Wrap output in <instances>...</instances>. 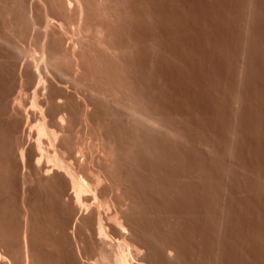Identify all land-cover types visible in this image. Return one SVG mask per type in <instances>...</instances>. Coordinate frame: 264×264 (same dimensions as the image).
Returning a JSON list of instances; mask_svg holds the SVG:
<instances>
[{
	"label": "rangeland",
	"instance_id": "obj_1",
	"mask_svg": "<svg viewBox=\"0 0 264 264\" xmlns=\"http://www.w3.org/2000/svg\"><path fill=\"white\" fill-rule=\"evenodd\" d=\"M114 1L116 40L128 48L123 79L178 136L126 140L134 232L149 261L141 263L264 264V0ZM2 145L0 251L22 264L23 167L1 158ZM34 184L35 264H78L76 240L83 261L95 262L87 233L72 237L74 218L55 189Z\"/></svg>",
	"mask_w": 264,
	"mask_h": 264
},
{
	"label": "bare ground",
	"instance_id": "obj_2",
	"mask_svg": "<svg viewBox=\"0 0 264 264\" xmlns=\"http://www.w3.org/2000/svg\"><path fill=\"white\" fill-rule=\"evenodd\" d=\"M119 3L0 0V143L9 152L1 158L11 155L23 167L22 264H35L34 212L27 199L34 183L52 186L69 208L74 240L78 228L87 233L98 258L84 262L76 240L78 264H143L147 245L134 232L139 204L125 169L130 157L126 140L135 136L162 142L178 136L145 107L133 79H123L128 48L116 40L121 39L115 33ZM24 135L29 136L27 146ZM7 253L0 251V264H15Z\"/></svg>",
	"mask_w": 264,
	"mask_h": 264
}]
</instances>
